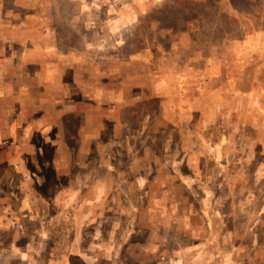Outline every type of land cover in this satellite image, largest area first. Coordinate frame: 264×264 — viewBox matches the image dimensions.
I'll return each instance as SVG.
<instances>
[{"label":"rangeland","instance_id":"obj_1","mask_svg":"<svg viewBox=\"0 0 264 264\" xmlns=\"http://www.w3.org/2000/svg\"><path fill=\"white\" fill-rule=\"evenodd\" d=\"M28 260L264 264V0H0V264Z\"/></svg>","mask_w":264,"mask_h":264},{"label":"crops","instance_id":"obj_2","mask_svg":"<svg viewBox=\"0 0 264 264\" xmlns=\"http://www.w3.org/2000/svg\"><path fill=\"white\" fill-rule=\"evenodd\" d=\"M5 210H7L6 208H5ZM14 213H16V210H13L12 209V211H11V213L10 214H14ZM13 246V244L10 242L9 243V241H7V243H6V245L4 246V249L6 250V252H5V255H7V253H9V252H7L9 249L11 250V247ZM23 251H25V249H23ZM2 258H4V257H2ZM28 262L30 263V264H32L31 263V260H28Z\"/></svg>","mask_w":264,"mask_h":264}]
</instances>
